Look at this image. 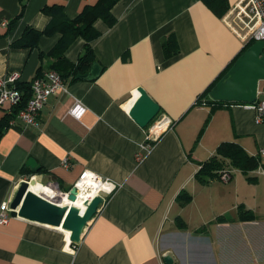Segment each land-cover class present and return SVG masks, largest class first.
I'll return each instance as SVG.
<instances>
[{
  "label": "crops",
  "instance_id": "1",
  "mask_svg": "<svg viewBox=\"0 0 264 264\" xmlns=\"http://www.w3.org/2000/svg\"><path fill=\"white\" fill-rule=\"evenodd\" d=\"M239 1L225 0L214 11L205 0H121L113 9V28L95 24L101 73L65 81L66 90L48 99L38 126L13 118L2 136L0 207L11 204L30 177L68 194L88 169L116 189L103 198L78 244L61 228L22 217L0 224V264H167V256L172 264H264V167L248 174L233 170L227 183L196 178L201 163L225 142L239 144L264 164V121L256 122L254 108L222 104L211 111L212 105L195 104L248 44L228 21ZM97 2L0 0V76L17 73L18 83L26 84L39 68L51 70L56 59L46 54L59 35L42 37L34 50L12 45L26 27L46 28L45 6H63L75 18ZM21 13L12 34L4 36V23ZM172 33L180 52L167 58L163 41ZM85 42L79 38L69 48L68 61L78 62ZM139 87L174 122L151 150L145 149L148 127L129 114ZM258 101H264V81ZM77 103L85 108L79 119L70 113ZM6 115L0 108V122ZM243 207L253 221L240 219Z\"/></svg>",
  "mask_w": 264,
  "mask_h": 264
},
{
  "label": "trees",
  "instance_id": "2",
  "mask_svg": "<svg viewBox=\"0 0 264 264\" xmlns=\"http://www.w3.org/2000/svg\"><path fill=\"white\" fill-rule=\"evenodd\" d=\"M120 1L121 0H98L94 5H86L75 18H69L66 15L63 6H45L43 8V13L50 17V21L46 28L44 30H37L28 26L25 28L21 38L15 41L12 45L20 49L34 50L39 46L42 37L59 35L60 40L57 42L53 50L49 54H46V56L56 59L50 69L59 72L65 81L74 82L75 80L88 78L87 73L91 70L94 64L98 63L93 42L101 37V32L96 29L95 24L98 21H102L107 27L113 28L118 22V19L113 14V9ZM224 1L225 0H205V3L212 10L216 11L224 4ZM226 12L227 8L220 13V16H223ZM21 17L22 13L9 22L8 26H6L4 36L12 34L15 25ZM1 37L3 36H0V38ZM79 38L84 39L86 42L83 49L84 52L75 64L68 61L66 52ZM253 44L254 41H251L244 46L241 53L232 64L205 90L203 94L199 96L195 103L197 106L212 105V111L215 107L222 104H243L214 101L210 97V92L235 64L238 58ZM163 50L167 58H172L179 54L180 49L175 34L172 33L165 38L163 41ZM44 56L45 54L41 53V57ZM41 72L42 68H39L36 76L41 75ZM31 83L32 81L26 84L18 83L17 87L22 92V103L17 110H14L12 114H7L3 121L0 122V140L5 131L9 128L10 121L13 118H16L19 109L24 108L31 98ZM258 102L259 101H257V103ZM260 166L264 167V164L262 163V159L258 156L248 154L235 142H225L217 147L215 154L212 157L201 163V168L198 171L196 178L202 183H206L209 180H217L220 172L223 170H239L244 174H248L257 170ZM248 180L253 181L251 177H248ZM188 199L190 200V197ZM240 219L242 221H253L255 218L251 213L241 210Z\"/></svg>",
  "mask_w": 264,
  "mask_h": 264
},
{
  "label": "water",
  "instance_id": "3",
  "mask_svg": "<svg viewBox=\"0 0 264 264\" xmlns=\"http://www.w3.org/2000/svg\"><path fill=\"white\" fill-rule=\"evenodd\" d=\"M101 73V66L94 64L88 78ZM264 81V41L255 42L248 48L220 79L210 92L214 101L223 103H243L254 105L258 101L259 85ZM138 97L133 102L130 116L142 128H147L159 115L161 106L143 88H137ZM28 165L36 171V162L29 160ZM37 183L31 179L22 181L20 188L10 204L11 217H22L39 224L61 228L71 232L70 242L78 244L84 230L97 214L103 198L98 196L91 201L79 198L74 188L56 203L32 190ZM80 204H79V203ZM172 264L171 256L165 258Z\"/></svg>",
  "mask_w": 264,
  "mask_h": 264
},
{
  "label": "built area",
  "instance_id": "4",
  "mask_svg": "<svg viewBox=\"0 0 264 264\" xmlns=\"http://www.w3.org/2000/svg\"><path fill=\"white\" fill-rule=\"evenodd\" d=\"M235 31L247 43L254 41H264V0H240L230 11L228 20ZM8 22L4 26H8ZM20 76L17 73L8 76H0V108H4L7 114H12L22 103V92L18 89V80ZM67 83L61 74L56 70H50L36 76L31 83L32 96L24 108L19 109L16 119H20L25 125L38 126L40 114L47 104L50 97L58 95L65 91ZM252 107L257 112L256 122L264 121V101L254 105H246ZM71 115L79 119L85 113V108L77 103L70 111ZM158 115L148 126L146 134L145 149L151 150L153 145L169 130L172 129L174 122L167 116ZM15 120L10 121V125H14ZM259 155L264 159V149L260 150ZM137 161H141L142 156L137 155ZM66 167L69 166L68 160L64 162ZM233 178V171L223 170L220 172L218 180L229 182ZM75 187L79 191V198L83 201H91L95 197L104 198L110 195L116 185L104 179L96 172L84 170L77 180ZM45 188L53 192L54 197L50 200L60 199L67 194L62 193L54 184L50 183ZM58 195V196H55ZM10 204L3 203L0 207V224H7L11 218Z\"/></svg>",
  "mask_w": 264,
  "mask_h": 264
},
{
  "label": "bare ground",
  "instance_id": "5",
  "mask_svg": "<svg viewBox=\"0 0 264 264\" xmlns=\"http://www.w3.org/2000/svg\"><path fill=\"white\" fill-rule=\"evenodd\" d=\"M33 191H35L36 193H44V194H47L46 196L48 197V199H50V197H54L53 196V192L50 190V189H47L45 188V186L41 185L40 183H36L35 186H33ZM55 196H58V195H55ZM54 201L56 203L59 202V199H54ZM79 203V202H78ZM80 204V203H79ZM66 235H67V238L68 240L70 241V237H71V232L69 231H65Z\"/></svg>",
  "mask_w": 264,
  "mask_h": 264
},
{
  "label": "rangeland",
  "instance_id": "6",
  "mask_svg": "<svg viewBox=\"0 0 264 264\" xmlns=\"http://www.w3.org/2000/svg\"><path fill=\"white\" fill-rule=\"evenodd\" d=\"M256 174V173H251L250 175V177H253L254 175ZM222 182V181H221ZM261 182H262V184H264V178L263 179H261ZM224 183H227V182H224ZM263 186V185H262ZM264 187V186H263ZM241 210H243V211H247V210H245V208L243 207V208H241ZM248 212V211H247ZM249 213H251V212H249ZM253 214V213H252ZM173 217V214L171 215V218ZM237 239V238H236ZM235 243H236V241H235Z\"/></svg>",
  "mask_w": 264,
  "mask_h": 264
},
{
  "label": "flooded vegetation",
  "instance_id": "7",
  "mask_svg": "<svg viewBox=\"0 0 264 264\" xmlns=\"http://www.w3.org/2000/svg\"><path fill=\"white\" fill-rule=\"evenodd\" d=\"M32 178L30 177L28 180L30 181Z\"/></svg>",
  "mask_w": 264,
  "mask_h": 264
}]
</instances>
